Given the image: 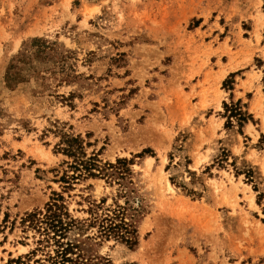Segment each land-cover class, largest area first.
Masks as SVG:
<instances>
[{"label":"rangeland","instance_id":"rangeland-1","mask_svg":"<svg viewBox=\"0 0 264 264\" xmlns=\"http://www.w3.org/2000/svg\"><path fill=\"white\" fill-rule=\"evenodd\" d=\"M263 90L264 0H0V264H34L20 218L53 193L78 220L126 210L114 264H264ZM61 134L124 180L63 191Z\"/></svg>","mask_w":264,"mask_h":264},{"label":"trees","instance_id":"trees-1","mask_svg":"<svg viewBox=\"0 0 264 264\" xmlns=\"http://www.w3.org/2000/svg\"><path fill=\"white\" fill-rule=\"evenodd\" d=\"M228 81L224 85H227ZM264 93V90H263ZM226 127L233 123L240 128L251 118L243 111L240 102L224 104ZM71 160L67 170L58 179L63 191H70L72 185L88 178H100L110 181H122L128 173L125 159L115 164L100 165L96 155L87 156L80 136L61 134V140L55 149ZM146 153V152H143ZM220 162L228 160L225 150L217 155ZM245 174V173H243ZM89 219H74L68 212L61 194L53 193L42 209L25 213L19 222L23 233L31 232L32 247L25 259L34 264H114L109 255H101L100 248L112 241L127 251L137 246V234L131 219L126 221V210L117 206L115 210L99 214V206L92 204L87 210ZM8 218L0 221V231L5 229ZM13 227L15 223H10ZM25 264L20 262L17 263Z\"/></svg>","mask_w":264,"mask_h":264}]
</instances>
